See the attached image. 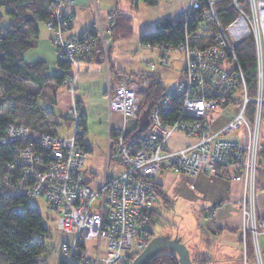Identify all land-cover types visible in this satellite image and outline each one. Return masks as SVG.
<instances>
[{"label":"built area","instance_id":"built-area-1","mask_svg":"<svg viewBox=\"0 0 264 264\" xmlns=\"http://www.w3.org/2000/svg\"><path fill=\"white\" fill-rule=\"evenodd\" d=\"M52 1L44 23L54 34L52 44L59 61L79 69L93 58L95 39L107 51L109 31L106 36L93 30L72 33V16L64 11L68 0ZM230 1L236 16L221 25L214 0H190L186 13L206 4L200 14L212 20L215 32L202 46L186 37L173 49L184 57L182 77L148 114V130L141 138L130 135L141 126L137 106L141 84L127 81L108 88L109 110L118 112L122 123L109 138L107 160L116 161L122 173L105 178L98 188L83 181L88 152L76 141L82 130L74 103L65 114L71 121L70 136L39 135L23 125L9 124L1 143L12 146V156L0 162V197L44 201L62 236L54 244L52 264H130L147 244V212L155 204L153 183L164 171L190 176L200 172L241 183L242 252L249 236L256 264H261L257 239L264 234L258 209V195L264 190V0ZM113 16H108L110 22ZM247 38L253 40L256 57L252 94L236 56V49ZM75 79L70 75L64 82L71 94ZM228 105H239L237 114L214 126L211 112ZM174 132L191 142L179 149L168 148Z\"/></svg>","mask_w":264,"mask_h":264},{"label":"trees","instance_id":"trees-1","mask_svg":"<svg viewBox=\"0 0 264 264\" xmlns=\"http://www.w3.org/2000/svg\"><path fill=\"white\" fill-rule=\"evenodd\" d=\"M141 1L154 5L157 0ZM214 1V12L220 24L229 23L236 16L234 5L230 0ZM52 3V0H0V162L2 164L10 161L12 156V146L1 143L9 124L17 127L23 125L30 133L51 136H58V129L63 125H68L65 116L62 121L57 120L55 111L43 106L41 100L48 96V90H52L49 98L51 102L53 101L55 90L62 86L66 78L70 76L71 65L57 60L58 73H49L43 61L27 64L23 57L38 39L39 26L47 20ZM201 5L200 10L189 12V14L186 11L182 12L176 22L169 19L157 21L151 31L139 36L140 44L143 47H159L164 51L169 48L175 49L184 43L186 37H196L197 30L209 24L212 39L215 26L212 20L200 14L206 4ZM4 21L6 22L3 25ZM110 28L113 32L112 42L116 39H125L131 33L129 19L117 14ZM193 43L199 44V41ZM236 56L252 94L255 91L257 79L255 46L251 38L245 39L238 46ZM108 72L112 76L113 86L111 88H115L122 82L132 81L130 79L145 81V85H141L137 94L138 114L144 110L150 113L161 103L165 95V88L154 75L124 73L115 70L109 62ZM77 109L80 119L79 126L82 130L77 141L87 152V144L84 141L87 119L83 109L79 108V104ZM147 130V127L136 126L130 135L141 138ZM153 192L155 193V204L147 212L146 231L149 236L147 243L156 235L166 233L171 226L170 222L164 219L161 207L171 208L173 202L167 198L161 185L156 181L153 183ZM58 235L56 242L59 237H62ZM47 239H50V230L45 228L41 214L30 206L29 200L15 196L0 197V264L55 263V251L53 250L56 246L47 249ZM245 243V262L254 264L253 245L249 236ZM242 256L240 261L243 260ZM194 257L191 256V264L211 262V259L203 254L198 255V258ZM146 264H178V257L171 250H163L151 257Z\"/></svg>","mask_w":264,"mask_h":264},{"label":"crops","instance_id":"crops-1","mask_svg":"<svg viewBox=\"0 0 264 264\" xmlns=\"http://www.w3.org/2000/svg\"><path fill=\"white\" fill-rule=\"evenodd\" d=\"M189 3L190 0H157L154 5H148L141 0H71V3L64 8L66 13L72 15L73 23L71 31L74 33L89 30H93L96 33H104L109 25L108 16L113 12L122 17H127L131 30L129 37L114 40L109 49L107 62H102L94 58L92 62L83 63L79 72L75 74L74 90L80 89L79 86L81 85L82 93L84 94L89 86H91V95L96 97L95 100H92V108L93 114H96V117L100 116L105 120V125L99 121L100 126H103L101 128L103 132L102 137L106 142L104 146L91 145L85 141L88 131V116L86 109L83 108V100L80 96L75 97V91L69 96V87L65 83L63 84L70 98L71 105L69 107H72V104L75 102L76 107L79 104V108H82L86 115V134L84 141L87 144L88 155L82 174L83 181L93 189L98 188L105 178L119 176L122 173V168L116 161L113 159L107 160L106 158L109 136L122 123L120 114L118 112H111L108 107L107 92L108 88L113 86L111 82L112 76L108 72V62L112 64L115 70L117 69L124 73L154 75L162 83L164 88V79L175 78L178 83L182 77V69L184 66L182 53L175 51L181 55L178 58L176 57V59L180 60V62L178 61L180 64L179 70H177L171 66L173 63H170V66H168V56L170 54H168V50L164 51L159 47H143L140 44L139 36L151 31L159 20L169 19L172 22H176L179 19V15L188 10ZM38 34L39 36L34 42V46L28 49L38 50L36 54L38 59L24 62L28 64L43 61L47 66L48 62L53 61L55 56L54 46L51 44L53 34L46 28L44 23L40 24ZM165 53L167 54L166 60L159 61L160 56ZM52 63L57 67V71L54 73H58L57 61ZM130 80L141 84L139 80ZM54 95L55 92L53 94V101L55 102ZM189 142H191V139L187 136L179 132H174L170 136L167 146L174 150L182 148L184 144ZM97 173L99 174L97 175ZM181 175L189 178L191 182L190 189L195 191L192 194V200L195 201V204L201 206L198 211L200 214L196 220L197 224L194 230L197 236L194 239L192 237L193 235L191 236L189 234V231L185 232V230H180L171 220L169 213L162 211V208L169 207L162 206L161 213L165 217L163 218L171 224L166 230V233L172 236L180 235L183 244L187 246L189 254L192 256H200L204 253H210L211 255L217 254L222 257L221 261H224L226 256L231 259L235 258L231 261L233 263L236 258L241 256L240 233L238 230L242 223L239 210L240 198L243 191L242 184L219 175L206 176L200 172L194 176L187 174ZM173 179L174 176L166 171L159 173L155 177L156 183L161 185L162 191L169 200L172 199L169 196V188L172 181H174ZM258 209L260 216L264 219V190L258 195ZM258 237V247L260 253H262V261L264 264V234Z\"/></svg>","mask_w":264,"mask_h":264},{"label":"rangeland","instance_id":"rangeland-1","mask_svg":"<svg viewBox=\"0 0 264 264\" xmlns=\"http://www.w3.org/2000/svg\"><path fill=\"white\" fill-rule=\"evenodd\" d=\"M69 3H71V0H68V2L65 3L64 7L68 6ZM113 13H114V16L111 18L112 21L111 22L109 21V25L107 27V30H105V32L103 33L104 36H106V33L108 31L111 33L110 46L113 44V42H112L113 32L111 31L110 27L112 26L113 19L116 16V13L115 12H113ZM110 14H112V13H110ZM72 20H73V18H72ZM72 20H71V22H72ZM5 22L6 21H4L3 25L5 24ZM72 23L70 25V29H71ZM47 29H49V28H47ZM209 29H210V24H209V26H205L204 28H202V27L199 28L196 32L197 33L196 38L192 37V36H190V37L193 38L194 41L198 40L199 46H201L202 44H206V43L211 41V37H210L211 32ZM72 33H74V32H72ZM75 34H77V33H75ZM53 35H52V37H53ZM190 37H188V38H190ZM95 42L97 43V45H96L97 48L95 49L94 54L92 56L93 58H91L90 62H92L93 59L96 57H98V59L102 62H107L108 57H109V49L111 47L109 46L107 51L103 52V50H101L102 48L101 49L99 48V47H101V43L97 42L96 39H95ZM51 44H52V38H51ZM54 50H55V48H54ZM167 50H168L167 51L168 54L170 53L168 56V59H169L168 60L169 65L168 66H170V63H173V65H171V66H173L175 69L179 70L180 60L176 59V57L178 58L181 55L179 53H176V52H178L177 50H173L171 48H169ZM37 52H38V50H28L26 52V54L24 55V61L28 62L30 60H37L38 59V57L36 56ZM55 56H54L53 61H50L47 64V66L49 67V70H48L49 73L50 72L54 73L55 71H57V67L55 66L54 63H52V62H56L58 60L57 56L56 57ZM166 58H167V54L165 53L162 56H160L159 61H164V60H166ZM183 60H184V57H183ZM81 67L82 66H80L79 69H76L72 65L71 66V72L73 71V73H71L70 75L71 76L75 75L77 73V71L79 72ZM144 83H145V81H141V84H144ZM163 83L165 85V88L168 90V89H171V87L174 86L177 82H176L175 78H170V79H164ZM79 87H80V89H78L76 91L73 89L72 93H74V91H75V94H74L75 97L80 96V98L83 100V108L86 109V113L88 116L87 117V119H88L87 130L88 131H87V134L85 137V141H87L91 145H96V146L97 145H103L104 146L106 144V142H105L104 138L102 137L103 132H102L101 128L103 126H100L99 121L102 122L103 125H105V120H103L100 116L96 117V114H93V108H92V100H95L96 97L91 95V86H89L88 90L84 94L82 93L81 85ZM69 88H68V94H69V96H71V93L69 92ZM84 89H85V87H84ZM65 90L66 89L63 85L58 87V89L55 91V95H54L55 102L54 101L51 102V99L49 98L52 95V90L51 91L48 90V92H47L48 96H46V98L41 100V104L43 106L49 107L55 111V113L57 115V120H59V121H62V118L67 113V110H70V108H71V106L69 107V105H71L70 98L68 97V94L66 93ZM74 104L76 105L75 102H74ZM238 109H239V105H237V106L228 105L224 109L217 108L211 112L209 117L214 121V123H213V124H215L214 126L221 125V123L226 122L227 119L234 117L237 114ZM77 120H78V122H80L79 112H77ZM261 122H262L261 123V133L264 134V111H263V116H262ZM70 124H71V121L70 122L68 121V125H63L58 129V133L60 136L64 137V136H70L71 135L72 127H70ZM112 134L113 133H111L110 136H112ZM110 136H109V138H110ZM231 137L232 136L230 135V136H227L226 138L228 139ZM76 141H77V139H76ZM108 149H109V141H108ZM89 155H91V154H89ZM106 158H107V156H106ZM168 173H170L171 175L174 176V179H173L174 181H172L171 186L169 188V192H170L169 196H170V198H172L171 200H172L173 204H172L171 208H165V209L162 208V211H164L165 213H169V216H170L171 220L173 221V223L176 224L180 230L181 229L185 230V232L189 231V234L191 236L193 235L192 237L195 239V236H197V235L194 232V230H195V225L197 224L196 220L198 218V215L200 214V212H198V211L201 208L200 205L195 204V201L192 200V194L195 193V191L190 189L191 182H190L188 177L185 178L183 175H181L180 173H177V172H175V173L174 172H168ZM98 174L99 173H97V175ZM29 204L34 209H37L39 211V213L41 214V217L43 219V223H44L45 228H48L50 230V239H47V245H48L47 249H49L50 247L52 248V246H54V243L56 242L55 239L59 233L55 227L54 221H52V219H51L52 214H50L47 211V208H45V205H44V201L40 198L30 199ZM192 226H193V228H192ZM239 229H240V227H239ZM240 243H241V241H240ZM240 254H241V256L243 255L242 256L243 260H241V261L239 260L241 258V256H240L239 258H236V260L233 261V263L231 261L235 258L231 259V258H227V256H226L225 257L226 259L224 261H221L222 257L218 256L217 254L211 255L210 253H204L203 255H206L209 259H211V262H209L207 264H246V262H245L246 253L243 254V252H242V243H241ZM195 257L198 258V255H195ZM254 261H255L254 264H256L255 254H254ZM261 264H263V261H261Z\"/></svg>","mask_w":264,"mask_h":264},{"label":"water","instance_id":"water-1","mask_svg":"<svg viewBox=\"0 0 264 264\" xmlns=\"http://www.w3.org/2000/svg\"><path fill=\"white\" fill-rule=\"evenodd\" d=\"M148 114L147 110L139 114V125L142 127H147L149 124ZM163 250L173 251L176 257H178V264H191V256L187 246L182 242V237L180 235L172 236L169 233L158 234L152 238L130 264H146L151 257Z\"/></svg>","mask_w":264,"mask_h":264},{"label":"bare ground","instance_id":"bare-ground-1","mask_svg":"<svg viewBox=\"0 0 264 264\" xmlns=\"http://www.w3.org/2000/svg\"><path fill=\"white\" fill-rule=\"evenodd\" d=\"M119 85V84H118Z\"/></svg>","mask_w":264,"mask_h":264}]
</instances>
